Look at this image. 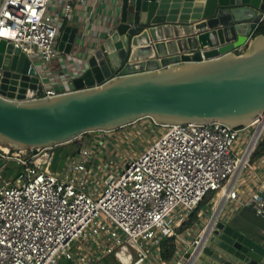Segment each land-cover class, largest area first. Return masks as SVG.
I'll use <instances>...</instances> for the list:
<instances>
[{"label": "built area", "instance_id": "2783aa9c", "mask_svg": "<svg viewBox=\"0 0 264 264\" xmlns=\"http://www.w3.org/2000/svg\"><path fill=\"white\" fill-rule=\"evenodd\" d=\"M85 2L2 0L0 40L51 62L66 19ZM69 89L45 86L44 96ZM158 125L160 135L130 160L112 151L109 138L86 142L85 133L62 165L61 149L56 170L57 147L34 152L0 142V264H109V257L113 264H195L220 221L244 207L264 218V154L254 158L264 113L240 128ZM9 166L18 169L14 177L5 175ZM164 237L176 243L167 261Z\"/></svg>", "mask_w": 264, "mask_h": 264}, {"label": "water", "instance_id": "95a60500", "mask_svg": "<svg viewBox=\"0 0 264 264\" xmlns=\"http://www.w3.org/2000/svg\"><path fill=\"white\" fill-rule=\"evenodd\" d=\"M262 22L264 0H123L87 68L55 96H44L37 62L0 40V142L57 147L56 170L62 145L78 151L83 134L145 117L250 125L264 113V34L255 35ZM78 36L65 26L59 50L73 53ZM31 93L39 97L26 99ZM240 210L217 224L195 264H264V238L235 222Z\"/></svg>", "mask_w": 264, "mask_h": 264}, {"label": "crops", "instance_id": "0c3cea01", "mask_svg": "<svg viewBox=\"0 0 264 264\" xmlns=\"http://www.w3.org/2000/svg\"><path fill=\"white\" fill-rule=\"evenodd\" d=\"M122 3L123 0H86L84 4L74 5L65 23V26L72 25L79 28L78 42L73 53L68 54L60 51L59 55L51 62H39L40 60L34 58L46 68L45 71H41L43 66L38 65L46 87L70 88L73 78L87 68L86 59L93 48L98 45L102 40L101 37L107 34L110 26L119 17ZM242 50L243 48L240 49V51ZM45 75L47 76L44 77ZM99 135L97 131L88 132L85 134V141L93 140ZM71 144H73V150H76L77 146L73 142H68L63 147Z\"/></svg>", "mask_w": 264, "mask_h": 264}, {"label": "rangeland", "instance_id": "374dc122", "mask_svg": "<svg viewBox=\"0 0 264 264\" xmlns=\"http://www.w3.org/2000/svg\"><path fill=\"white\" fill-rule=\"evenodd\" d=\"M39 62H37V64L40 66L41 64ZM45 70L46 68L43 66L41 71ZM46 76L47 75L44 77ZM162 130L163 127L161 125L156 124L151 118L145 117L109 133H101L99 136L109 138L112 145V151H114L116 154L121 153L124 159L130 160L137 153L142 151L148 144L153 142L160 135ZM72 150L73 144L70 146L67 145L65 147L62 146L61 165L64 163L66 154L72 152ZM233 209L234 208H227L225 215L229 216V213L232 212ZM239 212L233 217L235 222L243 227L248 228L263 239L264 234L262 233L261 228L262 226L264 227V219L259 218L260 216H256L255 212L252 210L249 211L245 208H242ZM73 247H75V245Z\"/></svg>", "mask_w": 264, "mask_h": 264}, {"label": "trees", "instance_id": "16d2710c", "mask_svg": "<svg viewBox=\"0 0 264 264\" xmlns=\"http://www.w3.org/2000/svg\"><path fill=\"white\" fill-rule=\"evenodd\" d=\"M259 34H264V22H262L259 25V27L257 28L255 32V35H259ZM263 154H264V140L260 143L256 153L254 154V158H258L262 156ZM17 170L18 169L15 166H9L5 170V175L14 177L17 173ZM175 249H176V243H175L174 237H164L161 243V254H162L163 260L165 261L170 260L175 253ZM106 261L109 264H113V260L111 259V257H109Z\"/></svg>", "mask_w": 264, "mask_h": 264}, {"label": "bare ground", "instance_id": "6f19581e", "mask_svg": "<svg viewBox=\"0 0 264 264\" xmlns=\"http://www.w3.org/2000/svg\"><path fill=\"white\" fill-rule=\"evenodd\" d=\"M25 148V147H24Z\"/></svg>", "mask_w": 264, "mask_h": 264}]
</instances>
